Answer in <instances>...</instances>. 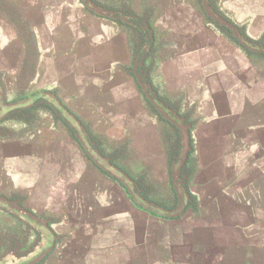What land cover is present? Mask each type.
<instances>
[{"label": "crops", "instance_id": "obj_1", "mask_svg": "<svg viewBox=\"0 0 264 264\" xmlns=\"http://www.w3.org/2000/svg\"><path fill=\"white\" fill-rule=\"evenodd\" d=\"M5 1L28 27L0 12L2 94L16 89L19 69L31 64L20 95L54 91L92 146L120 153L116 161L125 172H142L160 186L172 204L165 208L178 202L172 170L179 149L168 163L164 135L179 131L145 102L135 73L147 75L145 58L135 68L144 45L145 57L152 49L157 58L153 81L195 117L184 122L189 150L179 182L187 199L176 217L133 204L121 182L97 166L48 109L35 110L30 124L16 122L0 137V195L52 230L54 246L36 264H253L254 257L264 264V60L227 41L194 0H131L134 14L147 7L150 13L152 40L142 27L148 41L138 56L132 54L138 31L129 27L135 24L96 3L106 0L89 1L113 16L87 0ZM215 1L223 17L264 43V0ZM0 210L9 217L0 213V224L36 231L25 240L31 251L19 259L37 252L42 234Z\"/></svg>", "mask_w": 264, "mask_h": 264}, {"label": "water", "instance_id": "obj_2", "mask_svg": "<svg viewBox=\"0 0 264 264\" xmlns=\"http://www.w3.org/2000/svg\"><path fill=\"white\" fill-rule=\"evenodd\" d=\"M89 6L95 9L102 15L113 16L114 14L106 9H101L95 6L92 1H86ZM201 5L204 8L205 12L211 16L215 21L219 24L226 26L232 31L233 36L236 38L237 42L240 45H243L247 49L251 51H259L264 52V44H257L252 43L240 30L239 28L234 25L232 22L227 20L223 17L219 12L215 9L211 8L207 2V0H201ZM122 18L123 15L119 14ZM126 18V17H125ZM127 19V18H126ZM142 27L149 32V37L152 40V32L150 27L147 23H144ZM148 45H144L142 48V52L140 55V60L137 61V65L135 68L139 66L142 60L145 58L147 47ZM137 75V81L144 93L145 98L150 102V104L155 108V110L168 122H171L178 128L179 136H180V147H179V155L177 160L175 161L173 170H172V177H173V185L174 189L178 195V202L173 208H165L161 205H158L154 202L149 201L148 199L144 198L139 190H137L133 184L132 179L130 178L129 174L125 172L120 167L114 165L110 162V160L106 157H103L88 141L86 134L83 130L82 125L80 124L79 120L76 116L71 113L66 106L61 102L57 95L53 92L41 90L35 92L27 97L10 101L8 103L1 102L0 99V119L3 118L8 112L16 110L18 108L29 107L33 105L36 100H43L50 104L60 115V117L68 124L69 127L73 129L77 139L79 140L80 144L82 145L84 151L87 155L93 160V162L99 166L101 169L107 171L110 175L115 177L117 180L121 182V184L125 187L127 193L131 197V199L141 206L144 210L152 212L158 216L163 217H176L182 213L185 208L187 195L184 193V189L181 187L179 182V175L180 169L182 164L185 161L186 153L189 150V136L187 126L184 124L183 119L174 112L168 110L162 103H160L157 96L152 92V89L148 82L143 79V76L139 74L138 71L135 72ZM3 89L1 88V93H3ZM3 95V94H1ZM0 208L6 209L9 212L21 217L30 225H32L38 232H40L43 236V245L41 248L35 252L33 255L19 259L15 262H7V260L0 258V264H36L38 263L54 246L55 236L47 225L45 220H43L38 215H35L33 212L28 210L26 207L22 206L15 200H11L3 195H0Z\"/></svg>", "mask_w": 264, "mask_h": 264}, {"label": "trees", "instance_id": "obj_3", "mask_svg": "<svg viewBox=\"0 0 264 264\" xmlns=\"http://www.w3.org/2000/svg\"><path fill=\"white\" fill-rule=\"evenodd\" d=\"M106 1H108V2H106V3L103 1H99V2L95 1V2L98 4H101L103 7H108V8H111L113 10H117V11L121 12L122 14L128 16L130 18V21H133L132 23L135 24V27H132L129 25L128 26L135 29L136 31H138L139 47L132 48V54L134 56L135 55L138 56L141 46L146 44V42L148 41L147 32L142 28V25L145 22L149 23V19H150L149 14L150 13L147 11L148 7L146 8V10L143 13H141L140 15H136V14H134V11H132L130 8L131 7L130 6L131 0H106ZM197 3L201 7L200 0H197ZM11 10L14 11L17 14L18 18L20 19V17H19L20 13L18 12V10L15 7H13V8L11 7ZM0 12L2 13V15L5 16V12H3V9L1 7H0ZM6 15L8 16L10 14L6 13ZM11 18L13 19L15 24H18L17 20L14 17L10 16V19ZM207 19L218 30L223 29V26H221L218 23H216L215 21H213L211 18H209V16H207ZM138 23L141 24L140 28L137 27ZM19 28H21L20 25H19ZM240 31L252 43H256L252 38L248 37L241 29H240ZM230 38H231L230 40L233 41L235 44H237L238 47L246 53V55H248L252 58H253V56L264 58V52H261V53L252 52L251 50L247 49L243 45H240L235 38H233V37H230ZM152 51H153L152 49L149 50V52L147 53L146 59L149 57V55H151ZM28 68H29V66L27 64H25L24 66L22 65V71H28ZM145 70L146 69H145V61H144L143 66H142V71L145 72ZM24 81L25 80L23 78L17 79V81L15 83L16 89L14 91L10 92V94L7 97L8 100L12 101V100H16V99L23 97V95H20V92H18L17 90L22 86V83ZM50 92H54V91H50ZM142 96H143V94H142ZM143 98H144V96H143ZM158 98L164 102V105L168 109H170L171 112L177 111L181 115L183 114L180 111L179 107H177L176 110L173 109V107L171 106V103L169 102V97L166 96V98H162L160 95H158L157 99ZM145 101L150 106L151 110L156 114V116H158L160 118V120L166 122L164 119H162L159 116V114L148 103V101L147 100H145ZM41 107L48 109L56 117V119L62 121L66 125V123L62 120V118L57 113V111L50 104L39 99V100H36L33 103V105H31L29 107L18 108L16 110L9 112L8 115L0 121V127H1V125L4 124L5 119L11 118V117H15L16 121L19 124H22V123L25 125L30 124V123L35 121L34 110L41 108ZM66 127L69 130V132L71 133V135L73 136V130L71 128H69L68 125H66ZM173 131H174V133L172 135H170L169 133H166L164 135V145H165L166 152L168 154V163H171L172 161L175 160V156L178 154V149H179V135L177 134V130L175 128ZM7 133H9V132L2 130L0 128V137L7 135ZM93 146L98 150L99 153H101L105 157L109 158L112 163H114L118 167L125 170L123 168V166H121L119 164V162L113 158L114 154H117V152L116 153L115 152H105L102 149H100V147H97L95 144ZM127 173L129 174L130 178L132 179L135 188L137 190H139L140 194L144 198H146L149 201L154 202L158 205H161L164 207H171L172 204H169L165 201L157 199L156 197H154V195H152V191H151L152 188L150 186L151 184L146 180V177H145L146 174H144L142 172L138 173V174H132L129 172H127ZM192 205H193V202L188 203V206H192ZM20 222H22V221H20ZM22 224L23 225H20V226H22L21 229H19L18 227H15L17 225L7 226L4 224H0V258L8 257V254H10L11 258H9V260L19 259L21 257H24L27 253H29L28 251H31V249H29V248H27L29 250H27L26 247L24 248V245L26 244L25 240H27L26 238L29 235V233L27 234L26 230L31 229V232H34V233H36V231L31 226H29L28 224H24V223H22Z\"/></svg>", "mask_w": 264, "mask_h": 264}, {"label": "rangeland", "instance_id": "obj_4", "mask_svg": "<svg viewBox=\"0 0 264 264\" xmlns=\"http://www.w3.org/2000/svg\"><path fill=\"white\" fill-rule=\"evenodd\" d=\"M195 1V3L197 4V0H194ZM207 2H208V4H209V6L211 7V8H213V9H215L216 11H217V9H218V5H217V3H216V1L215 0H207ZM200 4H201V0H200ZM0 6H1V8L3 9V12H5V15H6V13L7 14H10V15H8L9 17L11 16V17H14L16 20H17V23H19L20 22V19L18 18V16H17V14L14 12V11H12L11 10V6L9 5V3L7 2V1H5V0H0ZM200 7V6H199ZM201 7H202V5H201ZM203 8V7H202ZM218 12V11H217ZM207 14V13H206ZM207 16H209L208 14L206 15V21L208 22V23H210L209 21H208V19H207ZM209 18H211L213 21H215L211 16H209ZM216 23H218L217 21H215ZM22 24V23H21ZM21 24H20V26H21ZM211 24V23H210ZM219 24V23H218ZM219 25H221V24H219ZM221 26H223V29H221V30H218L217 28H215L227 41H229V42H231V43H233L237 48H239L238 47V45L237 44H235L233 41H231L230 39V37H233V38H235L234 36H233V34H232V31L229 29V28H227L226 26H224V25H221ZM22 28H23V30L25 31V30H27V27H28V25H22L21 26ZM240 30V29H239ZM236 39V38H235ZM257 44H262V41H261V39L260 38H257V39H253ZM264 44V43H263ZM240 49V48H239ZM241 50V49H240ZM242 51V50H241ZM33 51H29V53H28V56L30 57V60H33V53H32ZM243 53H245L244 51H242ZM252 52H256V53H261V52H259V51H252ZM246 54V53H245ZM253 58L254 59H262V60H264V58L263 57H257V56H253ZM145 59H146V57H145ZM144 59V60H145ZM155 63H157V58H156V56L154 55V52H152L151 53V55H149V57L145 60V72L147 73V75L144 77V75L142 74V76H143V79L146 81V82H148L149 83V85H150V87H151V89H152V92L156 95V96H158V95H160L162 98H166V96L167 97H169L167 94H166V92L160 87V85L157 83V82H154L153 81V75H152V73H153V71H154V69H153V65L155 64ZM28 66H29V68H28V71H22V67L19 69V71H18V76H17V78H23L24 80H26L28 77H30V76H32V74H33V71L34 70H32L33 69V67L31 66V64H27ZM0 80H1V77H0ZM2 83V82H1ZM0 83V99H1V102H3L4 104L5 103H8V102H10V100H8V95H1L2 93H1V88L3 89V85ZM26 95H29V94H26ZM24 97H27V96H24L23 95V97L22 98H24ZM19 99H21V98H19ZM159 99V98H158ZM168 99V98H167ZM16 100H18V99H16ZM145 100V99H144ZM12 101H15V100H12ZM159 101H160V103H162L163 105H164V102L161 100V99H159ZM146 102V101H145ZM169 102L171 103V106L173 107V109H175L176 110V108L177 107H179L180 106V104H181V102H180V100L179 99H172V98H170L169 97ZM47 103V102H46ZM165 106V105H164ZM166 107V106H165ZM42 108V107H41ZM167 108V107H166ZM40 109V108H39ZM168 109V108H167ZM179 109H180V107H179ZM37 110V109H36ZM168 110H170V109H168ZM35 111V110H34ZM181 111V110H180ZM11 112V111H10ZM157 112V111H156ZM9 113V112H8ZM8 113L3 117V118H1L0 119V121L2 120V119H4L7 115H8ZM158 113V112H157ZM174 113H177L180 117H181V119H183V121L184 122H189V121H192V120H195V117H194V115L192 114H187V113H183L182 115L180 114V113H178L177 111L175 112L174 111ZM34 114H35V112H34ZM159 114V113H158ZM35 116H36V114H35ZM159 116L162 118V119H164L160 114H159ZM158 117V116H157ZM158 120H160V118L158 117ZM165 120V119H164ZM162 121V120H161ZM165 121H167V120H165ZM17 121H16V119H15V117H11V118H8V119H5V121H4V124L3 125H1V129L2 130H5V131H7V132H9V131H11V128H15V126H17L18 125V123H16ZM173 137V136H172ZM94 147V146H93ZM179 147H180V137H179ZM95 148V147H94ZM96 149V148H95ZM101 154V153H100ZM102 155V154H101ZM103 157H105L104 155H102ZM120 156H121V154L120 153H118V154H114V156H113V158L116 160V159H120ZM107 158V157H106ZM109 159V158H108ZM110 160V159H109ZM111 162V161H110ZM112 163V162H111ZM114 164V163H113ZM115 165V164H114ZM185 174H186V172H185ZM146 177V180L151 184L150 186H151V191H152V195H154V197H156L157 199H160V200H162V201H164L163 199V196L165 195V194H163V193H161V188H160V186L158 185V184H156V183H153V182H150V180L148 179V176H145ZM115 179V178H114ZM116 180V179H115ZM126 191V190H125ZM170 191V190H169ZM171 196H172V193L170 192L169 193ZM126 195L128 196V198L130 199V201L133 203V204H136L132 199H131V197L129 196V194L127 193V191H126ZM139 207H141V206H139ZM141 209H143L142 207H141ZM0 213L3 215V216H5V217H7L8 219H9V217L7 216V214L5 213V212H3V211H1L0 210ZM17 225V224H16ZM15 227H18L19 229H21L22 228V226H20V225H17V226H15ZM26 232H27V234H28V232H29V234L31 233V231H29V230H26ZM17 260H19V259H17ZM17 260H7V262H15V261H17ZM260 261V258H258V257H254L253 258V264H257V262H259Z\"/></svg>", "mask_w": 264, "mask_h": 264}]
</instances>
